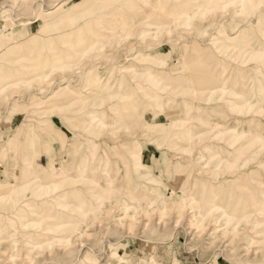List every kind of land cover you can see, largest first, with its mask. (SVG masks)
<instances>
[{"label": "rangeland", "instance_id": "374dc122", "mask_svg": "<svg viewBox=\"0 0 264 264\" xmlns=\"http://www.w3.org/2000/svg\"><path fill=\"white\" fill-rule=\"evenodd\" d=\"M117 256L264 264V0H0V264Z\"/></svg>", "mask_w": 264, "mask_h": 264}, {"label": "bare ground", "instance_id": "6f19581e", "mask_svg": "<svg viewBox=\"0 0 264 264\" xmlns=\"http://www.w3.org/2000/svg\"><path fill=\"white\" fill-rule=\"evenodd\" d=\"M94 1V0H93ZM93 3V2H92ZM101 3V2H100ZM238 3H239V0H238ZM236 5H237V2H236ZM243 5V4H242ZM117 7V6H116ZM116 7H115V9H116ZM239 7H240V5H239ZM193 9V8H192ZM191 9V10H192ZM198 9V8H197ZM194 11H197V10H194ZM235 11V10H234ZM51 12V11H50ZM49 12V13H50ZM93 12V11H92ZM91 12V13H92ZM113 12V11H112ZM116 12H118V11H116ZM190 12V11H189ZM189 12H188V14H189ZM184 13H186V12H184ZM89 14V13H88ZM109 14V13H108ZM94 15V14H93ZM110 15V14H109ZM191 15V14H190ZM112 16V15H111ZM188 16V15H187ZM91 18H93V17H91ZM120 18V17H119ZM94 19V18H93ZM186 19V18H185ZM95 21V20H94ZM91 23H92V21H90ZM89 23V22H88ZM65 24V23H64ZM219 24V23H218ZM99 25V24H98ZM58 26V25H57ZM65 26V25H64ZM57 28V27H56ZM90 28V27H89ZM76 28H74L73 30H71V31H69L68 33H66V35H65V37L66 36H69V37H72L73 36V34H75V33H78V34H81V32H83V31H81V30H83V29H78V30H75ZM125 29V28H124ZM130 29V28H129ZM47 30V29H46ZM58 30V29H57ZM89 31V30H88ZM46 32V31H45ZM57 32V31H56ZM129 33V32H128ZM124 35V34H123ZM213 35V34H212ZM92 36V35H91ZM214 36V35H213ZM91 39L93 38V37H90ZM97 41V40H96ZM100 41V40H99ZM92 42V41H91ZM135 54V53H134ZM138 55V53L136 54V56ZM136 56H135V58H136ZM251 123V122H250ZM247 125H248V123H247ZM251 125V124H250ZM249 127V126H248ZM240 130H242V129H240ZM249 130V129H248ZM222 131V130H221ZM228 131V130H227ZM231 132H233V131H231ZM212 133V132H211ZM216 133V132H215ZM238 133H240V131H238L237 132V134ZM242 133L243 132H241V137H243L242 136ZM250 133V132H249ZM248 133V134H249ZM217 134V133H216ZM215 134V135H216ZM236 134V135H237ZM244 134V133H243ZM251 134V133H250ZM200 135H202V134H200ZM231 135V134H230ZM230 135H229V137H230ZM212 136H214L213 134H212ZM247 136V135H246ZM250 136V135H249ZM218 137H220V136H218ZM217 137V138H218ZM211 138V137H210ZM232 138V137H231ZM235 138V137H234ZM260 138V137H259ZM201 139V138H200ZM220 139V138H219ZM223 138H221V140H222ZM253 139H255V138H253ZM220 140V141H221ZM236 140V139H235ZM262 140V139H261ZM219 141V140H218ZM226 141V140H225ZM229 141V140H228ZM215 142V141H214ZM233 142V141H232ZM238 143V142H237ZM243 144L245 143L244 141L242 142ZM241 143V144H242ZM226 144V143H225ZM229 144V143H228ZM248 144V143H247ZM240 145V144H239ZM244 145H246V143L244 144ZM243 145V146H244ZM242 146V145H241ZM210 147V146H209ZM238 147V146H237ZM224 148V147H223ZM235 148V147H234ZM241 148V147H240ZM232 149V148H231ZM114 150V149H113ZM255 150V149H254ZM209 151V150H208ZM211 151V150H210ZM237 152H239V151H237ZM261 151H259L258 153L259 154H261L260 153ZM231 153V152H230ZM234 154L236 153V152H233ZM232 153V155H234ZM254 153H255V151H254ZM211 154V153H210ZM217 154V153H216ZM228 154V153H227ZM237 154V153H236ZM239 154V153H238ZM245 155V154H244ZM210 156V155H209ZM235 156V155H234ZM234 156H232V157H234ZM259 156V155H258ZM237 157H238V155H237ZM240 157V156H239ZM247 157H249V156H247ZM234 158H236V157H234ZM219 159V158H218ZM238 159V158H237ZM223 160V159H222ZM244 160H246V159H244ZM234 161V160H233ZM238 161V160H237ZM247 161V160H246ZM227 162V161H226ZM229 162V161H228ZM238 164V163H237ZM241 165V164H240ZM244 165H245V163H244ZM241 166H239V168H240ZM129 168V167H128ZM230 168V167H229ZM233 168V167H232ZM232 168H231V170H232ZM237 168V167H236ZM234 169H235V167H234ZM233 169V170H234ZM245 169V168H244ZM247 169V168H246ZM55 170V169H54ZM232 170V171H233ZM56 171V170H55ZM226 171H229V169L228 170H226ZM230 172V171H229ZM228 172V173H229ZM131 174V173H130ZM114 175H116V173H115V171L109 166V165H107L103 170H101L100 172H98V174H94L93 173V170H91L88 166H86V167H84V168H82L81 170H80V173H79V175H77V177H75V178H73V179H70V181H67L66 183L64 182V183H62V184H60L59 185V189H64L63 190V192H62V199H64V198H68V199H71V200H74V201H76L77 202V204L80 202V201H86V198H87V196H90V195H97L98 196V198H96V199H98V204H101L100 206H98L97 208H96V211H95V213L96 212H100V211H102L103 210V208H104V204H105V202H113V201H116L117 200V196H116V194H114V193H110L108 196H105L104 197V194L102 195V194H98V192H100L98 189L100 188V186L103 184V183H109V182H111L113 179H114ZM227 176V175H226ZM254 176H255V173H254ZM253 176V177H254ZM259 176V175H258ZM240 177V176H239ZM244 177H246V175L244 176ZM243 177V178H244ZM93 178V179H92ZM252 178V177H251ZM256 178H258V177H255V179L254 180H256ZM213 179V178H212ZM215 179H217V178H215ZM234 179V178H233ZM259 180L261 179V178H258ZM257 179V182L259 181ZM244 180H246L245 178H244ZM243 182V181H242ZM260 183H262V181L260 182ZM211 184V183H210ZM243 184H245V181H244V183ZM68 186H70V187H72V190H71V188H70V190H67L66 188L68 187ZM243 187H244V185H242ZM41 187V186H40ZM78 187H81L82 189H80V190H77V188ZM37 188H38V186H37ZM120 189V188H119ZM251 189V188H250ZM252 189H256V188H252ZM251 189V190H252ZM45 192V191H44ZM248 192V191H247ZM253 192H255L254 190H253ZM39 193H40V191H39ZM256 193V192H255ZM261 193V192H260ZM120 194H121V192H120ZM139 194V193H138ZM251 194V193H250ZM102 195V196H101ZM123 195V194H122ZM136 195H137V193H136ZM140 195V194H139ZM211 195V194H210ZM253 195H254V193H253ZM256 196V195H255ZM249 197H253V196H249ZM255 198V197H254ZM253 198V199H254ZM252 199V200H253ZM258 199V198H257ZM223 200V199H222ZM221 200V201H222ZM128 201V200H127ZM141 201V200H140ZM254 201H256L255 199H254ZM253 201V203L255 204V202ZM50 202V201H49ZM257 202H258V200H257ZM80 203H82V202H80ZM116 203H117V201H116ZM251 203V202H250ZM252 203V204H253ZM63 204V203H62ZM72 204V203H71ZM242 204H243V202H242ZM244 204H247V203H245L244 202ZM251 204V205H252ZM57 205V204H56ZM59 206H60V204H59ZM66 206V205H65ZM75 206V205H74ZM63 207H64V205H63ZM215 207V206H214ZM246 207V206H245ZM244 207V208H245ZM39 208V207H38ZM73 208V207H72ZM71 208V209H72ZM77 207H75V210L76 211H78L77 209H76ZM212 208H213V205H212ZM248 208V207H247ZM41 209V208H40ZM40 209H38V210H40ZM81 209V208H80ZM30 210V209H29ZM43 210H44V208H43ZM74 210V209H73ZM205 210H207V209H205ZM244 210V209H243ZM34 211V210H33ZM33 211H32V213H33ZM36 211V214L37 213H39L38 211H37V209L35 210ZM42 211V210H41ZM40 211V212H41ZM80 211H82V209L80 210ZM80 211H79V213H80ZM244 211H247L246 209L244 210ZM72 212H74V211H72ZM82 212H84V211H82ZM81 212V213H82ZM206 212V211H205ZM29 213H31V211H29ZM28 213V214H29ZM31 213V215H33ZM44 213V211L42 212V214ZM71 213V212H70ZM76 213V212H75ZM86 213V212H85ZM207 213V212H206ZM247 213H249V212H247ZM246 212H245V214H247ZM34 214H35V212H34ZM36 214H35V216H36ZM41 214V213H40ZM73 213H71V215H72ZM250 214V213H249ZM38 215V214H37ZM76 215H77V213H76ZM75 214H74V216H76ZM241 215L242 214H240V217H241ZM78 216V215H77ZM82 216H84L83 215V213H82V215H81V217ZM86 216V215H85ZM211 216V215H210ZM233 216V215H232ZM238 216H239V213H238ZM72 217H73V215H72ZM61 218V217H60ZM79 217H77L76 219H78ZM83 218V217H82ZM82 218H79V221L82 219ZM235 219H236V217H235ZM83 220H84V218H83ZM237 221V220H236ZM119 222V221H118ZM80 223V222H79ZM46 224V223H45ZM119 224V223H118ZM46 229V228H45ZM53 229V227L52 226H49L48 228H47V231H51ZM50 233V232H49ZM251 241V240H250ZM250 246V245H249ZM246 248V247H245ZM252 247H250V249H251ZM247 250H248V248H247ZM57 252V251H56ZM116 254H118V253H116ZM115 254V255H116ZM114 255V256H115ZM115 259H120V258H118V256L117 257H115L114 259H113V261H114V263L113 264H120V262L121 261H115ZM78 261V260H77ZM63 263V262H62ZM77 264V263H76Z\"/></svg>", "mask_w": 264, "mask_h": 264}]
</instances>
